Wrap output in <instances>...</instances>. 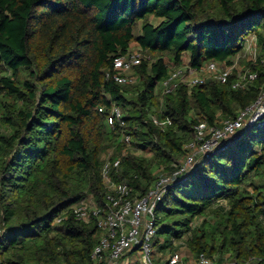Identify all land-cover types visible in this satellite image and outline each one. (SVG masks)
<instances>
[{
    "label": "trees",
    "instance_id": "trees-1",
    "mask_svg": "<svg viewBox=\"0 0 264 264\" xmlns=\"http://www.w3.org/2000/svg\"><path fill=\"white\" fill-rule=\"evenodd\" d=\"M132 44L141 59L124 74L134 81L118 83L114 59ZM263 60L264 0H0V264H96L97 218L72 210L103 205L104 165L130 197L144 195L184 162L195 125L256 100ZM209 62L232 66L225 83L205 72L164 92L176 67ZM247 70L257 77L235 87ZM153 216L154 262L178 251L184 264L200 253L264 264V115L170 180Z\"/></svg>",
    "mask_w": 264,
    "mask_h": 264
},
{
    "label": "built area",
    "instance_id": "built-area-1",
    "mask_svg": "<svg viewBox=\"0 0 264 264\" xmlns=\"http://www.w3.org/2000/svg\"><path fill=\"white\" fill-rule=\"evenodd\" d=\"M246 50H249L253 60H256L257 50L253 36L248 40ZM140 59L141 54L138 51L127 52L116 57L114 59L116 72L113 74V79L118 83L134 81L133 77L126 76L124 72L133 65L139 64ZM231 67H225L216 62H209L202 70L189 65L179 66L162 81V87L164 92L168 93L180 84L188 87L201 84L207 79L205 72L209 73L213 79L225 83L231 72ZM256 77V72L247 70V72L241 73L234 86L242 88L248 81H252ZM263 115L264 88L256 100L240 111L236 118L226 119L220 125H209L204 121L199 122L194 127L193 140L188 144L191 152L184 162L179 164L178 169L171 175H160L154 185L140 197H130L129 188L125 183L113 182L109 177V163H106L102 169L107 188L103 205L94 203L92 199H86L77 203L72 210L79 220L86 221L92 216L97 218L100 237L91 253L94 262L96 264H101V262L104 264H127L124 256L137 246L143 264H165L163 262L156 263L152 260L151 241L154 235V207L169 181L193 167L197 156H207L215 147L228 143L238 130L251 125ZM120 117V109L114 107L108 117V123L113 126L115 121L120 120ZM153 122L162 127L170 124L171 120L169 118L159 120L154 117ZM129 139V136L124 137L125 141ZM118 164L119 160L116 159L112 165L117 166ZM173 241L176 245H184L182 240L175 239ZM181 257L178 251L174 252L168 257L167 264H184ZM192 264L216 263L212 258L200 253Z\"/></svg>",
    "mask_w": 264,
    "mask_h": 264
},
{
    "label": "rangeland",
    "instance_id": "rangeland-1",
    "mask_svg": "<svg viewBox=\"0 0 264 264\" xmlns=\"http://www.w3.org/2000/svg\"><path fill=\"white\" fill-rule=\"evenodd\" d=\"M247 43H248V41H247ZM131 48H132V50L133 51H139L137 48H136V45H134V44H132L131 45ZM111 151L112 150H109L108 152H107V154L105 155V156H109V154L111 153ZM176 165H178L179 163H181V162H183V158H177L176 159ZM173 172V171H172ZM171 172V173H172ZM158 175H171L169 172H159V174ZM222 204H224L225 202L224 201H220ZM152 244V243H151ZM130 263H132V262H135L134 264H143L142 263V261H141V257H140V252H139V250L138 249H135L134 251H132V253H130ZM194 259H195V256H191L189 259H188V261H187V263L188 264H192L193 262H194ZM215 260V259H214ZM161 262H163V261H161ZM156 263H159V262H156ZM164 263V262H163Z\"/></svg>",
    "mask_w": 264,
    "mask_h": 264
}]
</instances>
